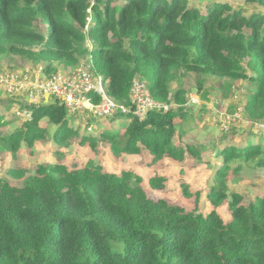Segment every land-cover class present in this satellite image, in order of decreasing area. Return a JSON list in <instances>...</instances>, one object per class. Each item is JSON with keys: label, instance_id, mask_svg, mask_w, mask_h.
<instances>
[{"label": "trees", "instance_id": "obj_1", "mask_svg": "<svg viewBox=\"0 0 264 264\" xmlns=\"http://www.w3.org/2000/svg\"><path fill=\"white\" fill-rule=\"evenodd\" d=\"M244 1L264 8V0ZM114 2L0 0V54L43 62L47 73L58 63L98 66L109 94L125 104L136 76L169 105L187 103L186 89L172 92L181 71L222 80L219 89L245 81L252 86L246 110L264 120V11L247 16L228 2L204 9L190 7L188 0ZM180 116H186L183 108L151 112L144 120L129 115L122 140L116 132H102L83 136L81 144L96 148L104 141L116 154L146 149L153 163L166 157L184 161L187 152L200 158L198 146L184 149L174 142ZM43 120L57 126L56 144L79 135L56 101L34 106L33 119L2 136V146L15 156L23 143L32 148L46 138ZM226 143L217 151V186L204 209L152 199L133 171L117 175L93 161L73 170L39 166L21 186L0 178V264H264V196L248 201L227 189L230 170L264 169V144ZM19 171L9 173H28ZM164 182L156 176L150 185L161 189ZM184 192L191 196L187 186ZM226 201L228 222L218 211Z\"/></svg>", "mask_w": 264, "mask_h": 264}, {"label": "rangeland", "instance_id": "obj_2", "mask_svg": "<svg viewBox=\"0 0 264 264\" xmlns=\"http://www.w3.org/2000/svg\"><path fill=\"white\" fill-rule=\"evenodd\" d=\"M115 5L122 4V0H114ZM190 7L204 9L212 2H228L233 8L242 9L247 16L257 12H263L264 8L256 3H248L244 0H188ZM36 61L22 59L10 54H0V72L5 69L21 67ZM45 66V63L38 62ZM90 69L95 77L101 75L99 67L83 64L75 67H66L58 63L54 72L70 73L79 67ZM140 79L139 76H136ZM223 84L213 76L190 72L184 74L181 71L173 84L172 92L180 87L187 90V103L183 106L185 117H179L177 133L174 142L184 149L189 145L199 147L201 157H195L190 152L186 153L184 161L166 157L156 163L151 160V155L144 149L142 154H116L110 145L100 141L96 148L90 142L81 144L83 136H87L86 126L78 127V120L68 118L70 126L79 131V135L70 139L66 145L56 144L52 135L57 126L48 120H43L41 126L46 129V138L39 140L32 148L22 144L16 156L2 146L1 137L19 130L25 120L22 119V111L15 109V98L7 95L0 89V178L8 181L13 186H21L23 181L36 173L39 166L61 164L70 170L85 168L91 161L103 168L105 172L121 175L124 170L133 171L142 178V187L152 199H168L172 204L192 210L195 207L204 209L210 206L208 192L217 186L215 172L221 167L220 154L217 152L224 148L227 141L236 145L250 142L264 144V120L250 118L246 110L247 97L252 94V86L248 82L234 81L224 89H219ZM20 104L27 107V99L20 98ZM55 99H49L48 104ZM41 106V105H38ZM180 107L173 110L179 111ZM20 115V116H19ZM130 119L126 116L97 120V128L90 131L92 136H98L102 132H116L123 139L126 127ZM230 144V143H228ZM234 167L235 164H232ZM236 167V166H235ZM18 168L20 173L28 171L26 176L15 177L9 171ZM25 175V174H24ZM165 179L161 189H155L150 185L153 177ZM185 186L189 188L191 196L185 194ZM227 189L230 195H243L245 200H255L257 196H264V169L251 166H243L239 171L230 170L227 177ZM197 193H200L197 197ZM246 201V202H248ZM229 201L218 208L225 221L231 219Z\"/></svg>", "mask_w": 264, "mask_h": 264}, {"label": "built area", "instance_id": "obj_3", "mask_svg": "<svg viewBox=\"0 0 264 264\" xmlns=\"http://www.w3.org/2000/svg\"><path fill=\"white\" fill-rule=\"evenodd\" d=\"M108 85L104 76L95 77L83 66L70 73H47L40 63H28L0 72V89L15 98V109H23L19 116L25 121L33 119L34 106L44 105L51 98L61 102L67 117L83 123L89 132L97 128L98 119L131 115L144 120L151 112L165 113L182 106L157 101L142 78L132 81L130 104L116 101L109 94ZM20 98L29 101L27 107L18 106Z\"/></svg>", "mask_w": 264, "mask_h": 264}, {"label": "clouds", "instance_id": "obj_4", "mask_svg": "<svg viewBox=\"0 0 264 264\" xmlns=\"http://www.w3.org/2000/svg\"><path fill=\"white\" fill-rule=\"evenodd\" d=\"M91 71H92V70H91ZM135 78H136V77H135ZM54 102H56V100H55ZM60 103H61V102H60ZM46 104H48V103H46ZM61 104H62V103H61ZM185 104H186V103H185ZM185 104H184V105H185ZM62 105H63V104H62ZM184 105H182V106L180 107V109L183 108ZM63 106H64V105H63ZM172 110H173V109H172ZM66 113H67V112H66ZM127 116H129V115H127ZM119 117H120V116H119ZM121 117H123V116H121ZM133 117H134V116H133ZM135 118H136V117H135ZM67 119H68V117H67ZM137 119H138V118H137ZM80 125H84V124H83V123H79V124H78V127H79ZM84 126H85V125H84ZM72 127H74V126H72ZM74 128H75V127H74ZM86 130H87V128H86ZM86 133H87V134H90V132H86Z\"/></svg>", "mask_w": 264, "mask_h": 264}, {"label": "crops", "instance_id": "obj_5", "mask_svg": "<svg viewBox=\"0 0 264 264\" xmlns=\"http://www.w3.org/2000/svg\"><path fill=\"white\" fill-rule=\"evenodd\" d=\"M185 113H186V112H185ZM180 117H181V116H180ZM177 119H179V117H178V118H176V120H177ZM176 124H177V123H176Z\"/></svg>", "mask_w": 264, "mask_h": 264}]
</instances>
